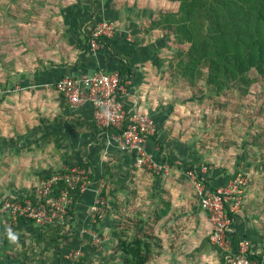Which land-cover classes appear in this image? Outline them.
Here are the masks:
<instances>
[{
  "label": "rangeland",
  "instance_id": "1",
  "mask_svg": "<svg viewBox=\"0 0 264 264\" xmlns=\"http://www.w3.org/2000/svg\"><path fill=\"white\" fill-rule=\"evenodd\" d=\"M16 1L0 0V245L7 239L12 250L6 251L5 254L14 256V251L18 254L13 259L5 257L0 259V264H60L57 253L61 254L62 264H116L121 256L116 249V242L111 232L121 226L122 220H119L118 213L124 212L126 214L124 220L129 222L137 211L141 213L148 211L150 207H154L158 195V193L157 195L152 193L150 181L166 186L171 180L174 183L170 188L178 184L181 185L180 189L188 190L186 184L190 185L193 194L191 195L192 203L175 204L177 213L185 212L190 204L194 205V202L198 201L193 184L186 175V171L191 169L190 167H182L178 170L168 168L167 173L163 171L157 173V169L137 167L134 158L128 157L129 162L125 156H130V153L119 151L113 158L110 154L111 149L109 146L107 148L105 136H99L100 131L97 128L99 137H95V133L92 132L93 139L91 133V140L86 141V136H83L84 139L80 138L82 134L76 131L82 127L81 123L78 119L71 117L68 119L69 124L77 128L70 127L69 131H72L70 135L61 136L59 135L61 131L57 129L59 127L53 126L63 122L59 120L62 115L56 110L57 108L49 110L46 104L43 106L42 103L41 106L39 104L38 107L30 110L29 106L22 109L20 107L22 103L19 102V98H16L18 93L13 90L16 85L9 86L10 92L4 93L5 86L15 83V78L19 76L16 74L24 70L29 71L31 65L34 68L38 65L42 56L38 45L33 47L31 44L37 43L33 38L45 32L49 23L47 19L51 14L53 15L52 12L47 11L48 7H44V10L42 6L40 7V3L44 0H33L32 3L30 0H19L17 3ZM128 2L142 8V10L139 9V12L141 11L139 15L144 17L143 23H138L139 25L137 24L135 28L140 33L143 28L149 26V21L163 7H169L164 2L159 4L158 0H128ZM93 5H95L94 2ZM131 41V44L137 43V40L131 39ZM31 49L34 52L30 53ZM135 49L130 67L134 68L136 74L132 73L134 76L127 81L125 79L122 87L125 88V83H129L131 91L126 90L129 95L133 93L140 96L141 94L139 107H142V110H139L153 121L155 134L163 142L165 152L177 164L189 161L195 163L196 175L216 189L225 190L235 181L245 178L246 184L242 190L243 194L246 193L244 206H248L249 219L256 223L262 231L261 236L264 237V145L256 142L258 134L264 131L260 117L257 115L258 104L261 103L260 89L249 93L241 103L235 96L230 103L234 105L239 103L238 109L231 107L228 113H225V122L213 124L210 120L212 115L202 108L207 102L204 94L193 95L189 89L166 78L168 60L174 51L173 38L168 33L143 34L141 40L139 38V44L135 45ZM146 64L156 66L158 69L154 71L153 66H150V71L144 70L148 77L141 78L139 75L141 76L143 70L140 68L145 67ZM138 69L140 74L137 76ZM10 77L13 78L8 80ZM151 78L153 80L148 81ZM9 81L12 82L8 84ZM201 84L203 85L204 82ZM49 90L50 88H46L45 97L49 94ZM39 95H42L41 92L35 91L33 97ZM37 98L41 99V97ZM231 118L238 121L230 123ZM36 131L38 133L35 134ZM31 134L32 141L29 139ZM20 135H23V139L28 136L30 141L26 140L20 144ZM225 137L230 144L228 148H225L224 141H221ZM102 142L105 143L104 149ZM90 157L96 160L89 161ZM108 157L112 158L110 162L107 161ZM117 158H120L118 164L122 163L123 168H127L121 176L124 180L120 185L116 181L118 175L114 167L118 165ZM122 158L127 159L128 162ZM152 160L162 164L156 157ZM88 163L96 164L95 179L92 182L86 181L87 185L84 189L86 193V189L91 188L92 194L89 198L91 203L83 205L81 198V203L77 204L84 210L82 218L78 216L76 219L75 227L77 228L74 235L56 244L47 240L36 244L35 238L44 229L43 220L35 221V223L18 222L17 214L12 213L5 205L9 203L21 206L20 201L29 192L40 191L47 186L41 183L43 182L41 177L52 171L72 169L76 170L75 172H84L86 178ZM107 163L111 167V178L109 177L106 189L108 193L106 198L98 201V194L104 187L101 175ZM250 169L254 171L251 175L246 172ZM158 192L160 193V190ZM97 202H100L98 214L91 212V207ZM170 202L175 201L171 199ZM130 203L131 206H129ZM146 216L148 218V214ZM171 216L175 218L177 214L174 213ZM170 223H160L161 232L156 234L160 237L161 249L154 251L151 264H162L163 258L173 260L181 256L177 255L184 251L180 241L187 238V235L194 230L195 217L184 216L176 221L179 227L182 226L189 231L185 230L182 235L180 233V239L175 225ZM156 226L154 231L158 230ZM9 229L17 234L16 243L8 238ZM64 230L68 236L69 228L65 226ZM165 230H168L167 235L162 233ZM131 232L133 231H130L129 235ZM208 235L207 229L201 224L188 242L201 240L210 246ZM260 256H262L261 264H264V249H261Z\"/></svg>",
  "mask_w": 264,
  "mask_h": 264
},
{
  "label": "trees",
  "instance_id": "2",
  "mask_svg": "<svg viewBox=\"0 0 264 264\" xmlns=\"http://www.w3.org/2000/svg\"><path fill=\"white\" fill-rule=\"evenodd\" d=\"M158 1L159 4L167 3L169 7H163L149 21V26L143 28V32L147 34L157 30L168 33L173 38L174 51L168 60V70L165 72L167 80L176 81L177 84L189 89L193 95L204 94L207 102L202 108L212 115L210 120L213 124L225 122L226 114L231 107L238 109L239 103L236 105L230 103L235 96L241 103L249 93L260 89L261 103L258 104L257 115L260 117L264 130V0ZM109 42L100 45H106ZM118 73L119 84L123 86L126 76L131 74L129 60L123 59ZM202 82H204L203 85ZM122 98H124L126 111L130 110L135 101L131 96ZM237 119L231 118L230 123L238 121ZM108 133L118 132L111 129ZM149 138L156 143L162 163L169 164L172 169L190 167L194 170L195 163L193 162L182 164L173 162L169 154L165 152L163 142L156 134ZM221 141H224L225 148L230 146L226 137ZM256 142L264 145V131L258 134ZM110 168L107 164L101 175L104 181L103 190L98 194L101 200L106 198L108 193L106 189L109 177L111 178ZM68 173L67 168L55 170L42 176L41 181L48 182L54 176L63 177ZM94 179L95 170L89 165L86 181L92 182ZM198 180L202 181L211 191L217 190L203 178L198 177ZM79 187L80 182L74 189H71L65 179H58L51 183L47 194L37 198L36 191L32 190L21 201L22 205H24V200H28L35 208L44 205L48 209L46 200H57L62 192H67L66 197L69 203L64 206V224L58 218L45 223L44 229L34 240L36 244L46 240L56 244L74 235L75 222L78 217L75 208L80 199L87 196L86 193L80 192ZM170 206V194L166 193L155 206L150 220L146 223L141 219L143 211L142 213L137 211L129 222L124 220L126 216L124 212L123 214L118 213L119 220H122L121 226L111 232L116 242V249L121 256L116 264H151L154 251L161 249V240L156 234L161 232L160 223L167 224L172 218L168 213ZM229 217L234 219L236 216L230 214ZM17 221L35 223L34 219H27L20 215H17ZM155 225H157V231H154ZM65 226L70 230L68 236L65 234ZM130 231L133 232L129 235ZM162 233L167 235L168 230ZM231 239L235 248L242 241L236 233L231 235ZM9 250H12L9 240H3L0 245L1 260L4 257L13 259L18 254L14 251V256L13 254L7 256L5 253ZM57 255L59 263L62 264L61 254L57 253ZM251 258L261 264L262 256L256 255Z\"/></svg>",
  "mask_w": 264,
  "mask_h": 264
},
{
  "label": "crops",
  "instance_id": "3",
  "mask_svg": "<svg viewBox=\"0 0 264 264\" xmlns=\"http://www.w3.org/2000/svg\"><path fill=\"white\" fill-rule=\"evenodd\" d=\"M15 2L16 0H11ZM19 0L16 1V3ZM33 0H30L32 3ZM130 1V0H129ZM93 2L95 5H93ZM44 0L40 3V7L42 6V10L44 7H48L47 11L52 12L53 15H50V18L47 19L48 25L47 29L44 33H41L40 36L34 37L33 40H36V44H31L33 47L38 45L39 53L42 56L41 60L39 61L38 65L34 68L31 65V69L24 70L19 72L18 70V77L15 78V83L5 86V90L3 92H10L8 88L14 87V91L18 93L16 98H19V102L22 103L20 107L24 109L25 107L29 106V110L40 104L43 103V106L48 107L49 110H56L61 113L62 117L59 120H62V123H59L58 126L53 125L57 128L60 134L59 135H70V127L73 128L69 124V118L73 117V119H78L81 123L82 127L78 130L81 135L80 138L84 139V135L86 136V141L91 140V133H95V137L97 136V129L92 120V111L88 105H78V106H69L64 102L59 94L56 93L54 88L52 87L54 83L59 81L60 79L67 77V76H79L82 74H91L94 71H102L106 73H113L118 72L122 66L123 59L129 60L130 66L132 65L131 58L133 55V50L135 51V45L139 44V38L141 40L142 35L144 34L143 30L140 33L137 28L138 23H143L144 17L140 16L139 9L141 6H137L136 4H129L128 0ZM133 3V2H132ZM33 7V4H31ZM153 7V5H152ZM93 17L98 18V20H110L113 21L116 25L117 31L114 35V38L110 40V42L106 45H99L96 49H91L88 42L86 25L91 23V19ZM139 25V24H138ZM150 32H158L161 31L153 30ZM148 34V33H147ZM145 35V34H144ZM148 38V36H146ZM131 39L137 40V43H132ZM32 40V39H31ZM34 52L32 49L29 51ZM129 54V55H125ZM135 54V52H134ZM40 59V58H39ZM151 64H146L145 67L140 68L143 70L141 76L139 75L140 71L137 70V76L148 77L145 74V71H150ZM38 67V68H37ZM131 74L126 76L129 80L132 76V73H135L134 68H131ZM154 71H157V67L153 66ZM156 69V70H155ZM134 70V71H133ZM133 74V76H134ZM132 76V77H133ZM131 77V78H132ZM13 77L8 78L10 80ZM149 79L148 81H152ZM14 81V80H13ZM12 82L9 81L8 84ZM138 85V84H136ZM10 86V87H9ZM46 88H50L49 94L45 97L44 92ZM131 84L125 83V91L128 89L130 90ZM11 89V88H10ZM8 90V91H6ZM13 91V92H14ZM35 91L42 95L34 96ZM131 91V90H130ZM128 94V93H127ZM136 96V94L130 95L135 103H137V109L141 113L142 110L141 99L142 96ZM13 96V94H12ZM37 97H41L37 98ZM14 98V97H11ZM37 98V100H35ZM41 101V102H40ZM39 106V107H40ZM140 109V110H139ZM58 113V112H57ZM59 115V114H58ZM65 121V122H64ZM48 123V121H45ZM78 125V124H77ZM76 125V126H77ZM49 126V125H48ZM69 128V129H68ZM55 130V129H54ZM34 131V130H33ZM38 133L37 131L35 134ZM78 134V133H77ZM58 135V137H59ZM94 134L92 133V139ZM33 135L29 136V139L32 141ZM68 137V136H67ZM17 139V138H16ZM96 139V138H95ZM20 144L21 142H25L28 140L27 138L23 139V135H20ZM28 140V141H30ZM37 140V138H35ZM16 141V140H15ZM27 141V142H28ZM104 142H102V148L104 149ZM107 144V143H106ZM111 149V156L114 158L119 150L116 146L107 145V148ZM145 151L155 159L158 158L159 161L162 162V159L159 155L158 147L150 138H148L143 145ZM105 146V149H107ZM115 149V150H113ZM166 151V150H165ZM129 160L128 157L132 156H125V158ZM110 160L112 158L108 157ZM107 158V159H108ZM124 161L128 162L127 159ZM96 158H91L89 161H92ZM116 160V159H115ZM112 160V161H115ZM120 158H117V164L119 163ZM174 162V160H172ZM130 162V160H129ZM108 164V163H107ZM91 165L95 170V165L88 163V166ZM116 172L118 175L117 183L122 182L124 178L121 179L123 172L127 170L123 168L122 163L115 165ZM177 170V169H173ZM248 174H253L254 171L252 169L246 171ZM127 175V174H126ZM165 178V177H164ZM122 180V181H121ZM158 182V181H157ZM174 183L172 180L167 183L166 186L164 184L158 182H151L149 183L150 188H152V193L156 196V201L154 202V207H150L148 211L143 212V216L141 219L146 223L150 220L152 211L155 209V206L160 202V199L164 196V194H170V200L173 199L175 202H170L171 206L169 207V214H177L175 218L171 219V225L174 224L177 230L178 238L180 239V233L182 235L185 232L184 227H179L176 221L184 216L191 218L192 216L195 217V224L194 230L187 235V238L181 240L180 242L184 251L182 253H178L177 255H181L175 257L173 260H166V258L162 259V264H223L220 255L217 251L199 240V242H188L192 234L196 233V228L203 224L204 228L207 229L209 234V224L206 218V214L202 212L199 208L198 201L194 202V205L190 204L186 209L185 212L177 213L175 204H182V203H192L191 197L193 196L192 191L190 189V185L186 184L189 188L188 190H184L183 188L180 189L181 185L176 184L172 186ZM171 184V185H169ZM160 185V186H159ZM164 187V188H163ZM170 189V191H169ZM160 190V193L158 192ZM181 192V193H180ZM87 196H84L82 199V204L87 205L90 203L89 198L92 194L91 188L86 189ZM192 195V196H191ZM86 197V198H85ZM246 193L244 192L242 197V205L240 208L239 213L234 217L232 221V229L234 233H236L239 238L244 242H249V248L252 252H255L258 256H260L261 249H264V237L261 236L262 231L256 226V223L252 222L250 217L248 216L247 208L248 206H244ZM182 202V203H181ZM81 203V202H80ZM79 203V204H80ZM153 205V204H152ZM184 205V204H183ZM79 206V205H78ZM76 205V213L77 216H81L82 218V211L84 208L82 206ZM182 207V205H181ZM83 208V209H82ZM82 209V210H81ZM148 214V218L147 215ZM240 216V217H239ZM255 218L257 216L255 215ZM184 221V219H183ZM77 228V227H76ZM75 228V231H76ZM79 228H81L79 226ZM114 230V229H113ZM112 230V231H113ZM187 231V230H186ZM189 232V231H187ZM201 233H205V231H201ZM263 242V243H262ZM185 247V248H184ZM175 256V255H174ZM182 258V259H181ZM177 259V260H176ZM180 259V260H179ZM169 261V262H168Z\"/></svg>",
  "mask_w": 264,
  "mask_h": 264
},
{
  "label": "built area",
  "instance_id": "4",
  "mask_svg": "<svg viewBox=\"0 0 264 264\" xmlns=\"http://www.w3.org/2000/svg\"><path fill=\"white\" fill-rule=\"evenodd\" d=\"M86 31L89 46L94 50L100 44H105L113 39L117 28L113 21L98 20L93 17L91 23L86 25ZM119 82L118 72L94 71L91 74L64 77L54 83L52 87L69 106L88 105L91 108L92 120L100 131L99 134L105 136L107 145L116 146L120 152L130 153L139 168L147 167L148 169H157V173L161 171L167 173V169H172V167L165 163H155L143 148L149 136L155 134L153 121L138 111L137 103H134L133 107L126 111L122 97L130 95ZM111 129H115L118 133L109 134L108 131ZM68 171L69 173L63 177L57 175L48 182H41L47 186L40 191L36 190V197L47 194L51 183L58 179H65L71 189H74L80 182V192L84 193L87 185L84 172H75L76 170L72 169ZM186 175L193 184L200 210L206 214L210 226L209 244L220 255L222 263L258 264L255 259L251 258L257 254L250 250L247 242L241 241L235 248L231 239V235L234 233L233 218L230 219L229 216L230 214L236 216L240 211L242 190L246 179L235 181L225 190L217 189L213 192L198 180L194 170L186 171ZM66 196L67 192H62L59 199L46 200L48 209L44 205L35 208L28 200H24V205L20 201L21 206L7 203L5 207L15 215L34 219L36 222L43 220V224H45L53 218H58L64 224V206L69 203ZM99 205L100 202L93 205L91 212L98 214ZM49 213L50 215H48Z\"/></svg>",
  "mask_w": 264,
  "mask_h": 264
},
{
  "label": "clouds",
  "instance_id": "5",
  "mask_svg": "<svg viewBox=\"0 0 264 264\" xmlns=\"http://www.w3.org/2000/svg\"><path fill=\"white\" fill-rule=\"evenodd\" d=\"M8 238L10 239L11 242L16 243L18 240L17 234L13 233L11 229L8 230Z\"/></svg>",
  "mask_w": 264,
  "mask_h": 264
}]
</instances>
